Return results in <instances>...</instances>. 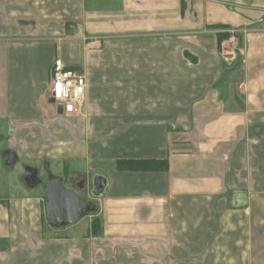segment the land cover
<instances>
[{"label":"crops","instance_id":"obj_1","mask_svg":"<svg viewBox=\"0 0 264 264\" xmlns=\"http://www.w3.org/2000/svg\"><path fill=\"white\" fill-rule=\"evenodd\" d=\"M58 59L85 74L80 115L50 97ZM0 142V264H264V0H0ZM7 151L104 177L89 225L51 228L27 171L3 185Z\"/></svg>","mask_w":264,"mask_h":264},{"label":"water","instance_id":"obj_2","mask_svg":"<svg viewBox=\"0 0 264 264\" xmlns=\"http://www.w3.org/2000/svg\"><path fill=\"white\" fill-rule=\"evenodd\" d=\"M239 62H235L234 68ZM5 166L11 169L15 166L17 156L12 151L3 154ZM29 175L25 179L29 187L42 184L46 193L45 209L48 225L55 230H63L77 224L89 215L98 213V206L94 200L100 199L107 187L104 177H97L92 181L93 200L82 199L76 192L64 187L62 178H49L46 182L37 177V172L31 168L27 169Z\"/></svg>","mask_w":264,"mask_h":264},{"label":"built area","instance_id":"obj_3","mask_svg":"<svg viewBox=\"0 0 264 264\" xmlns=\"http://www.w3.org/2000/svg\"><path fill=\"white\" fill-rule=\"evenodd\" d=\"M89 49L102 50V40L99 38H85ZM239 42L235 33L230 32L225 46H234ZM52 82L49 90L51 99L58 104L64 116L80 115L86 105L87 81L83 71L65 66L58 59L52 66Z\"/></svg>","mask_w":264,"mask_h":264},{"label":"rangeland","instance_id":"obj_4","mask_svg":"<svg viewBox=\"0 0 264 264\" xmlns=\"http://www.w3.org/2000/svg\"><path fill=\"white\" fill-rule=\"evenodd\" d=\"M51 71H52V69H51ZM51 73H50V86H51V82H52V78H51L52 74ZM50 106H52L55 110H57L56 109L57 108L56 105H51L50 104ZM64 117L65 116H62V118H64ZM3 147H6V143L2 142V144H1V142H0V149L2 150ZM27 167H28V164L26 162H24L22 160L17 162L14 167H12L11 169H8V171H4L3 172V174L6 177H4V179L1 181L2 184L4 185V183H5L6 187H12L13 185L20 184L19 183V179L27 171ZM41 177H42L41 180H44V181L47 180V178H44L43 173L41 174ZM53 178H57V177H53ZM63 182H64L63 183L64 187L66 189L76 192L82 199L93 200L92 196L89 194V189L88 188H86L84 190H80L79 188H77V186H75V184H72L71 182H69L67 177L63 180ZM35 189H37V190H39L41 192L44 191V187H43L42 184L36 186ZM94 202L97 203V200H94ZM81 222H82L81 223L82 226H88L89 225V219H83Z\"/></svg>","mask_w":264,"mask_h":264},{"label":"trees","instance_id":"obj_5","mask_svg":"<svg viewBox=\"0 0 264 264\" xmlns=\"http://www.w3.org/2000/svg\"><path fill=\"white\" fill-rule=\"evenodd\" d=\"M220 45L229 38V35L219 34ZM117 169L121 172H155L166 171L167 166L165 162L159 161H120ZM102 231V224L98 218H95L91 223V234L98 236Z\"/></svg>","mask_w":264,"mask_h":264},{"label":"flooded vegetation","instance_id":"obj_6","mask_svg":"<svg viewBox=\"0 0 264 264\" xmlns=\"http://www.w3.org/2000/svg\"><path fill=\"white\" fill-rule=\"evenodd\" d=\"M79 186H81V188L84 190L85 189V186H84V184L83 185H79ZM81 189V190H82ZM89 189V194L91 195V193H92V191H93V188L91 187V189L90 188H88Z\"/></svg>","mask_w":264,"mask_h":264}]
</instances>
